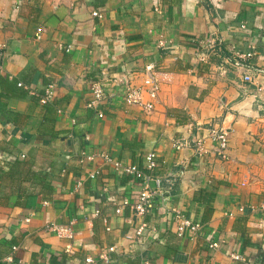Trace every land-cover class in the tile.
Wrapping results in <instances>:
<instances>
[{
    "label": "crops",
    "instance_id": "crops-1",
    "mask_svg": "<svg viewBox=\"0 0 264 264\" xmlns=\"http://www.w3.org/2000/svg\"><path fill=\"white\" fill-rule=\"evenodd\" d=\"M0 62L3 264H264V0H0ZM149 64L162 82L146 114L113 81L141 84ZM95 80L112 94L99 111ZM223 122L229 160L174 148ZM150 152L163 191L136 242L140 221L114 202H134L140 182L100 154L145 170ZM174 210L200 232L179 236ZM71 223L72 240L47 231Z\"/></svg>",
    "mask_w": 264,
    "mask_h": 264
},
{
    "label": "built area",
    "instance_id": "built-area-1",
    "mask_svg": "<svg viewBox=\"0 0 264 264\" xmlns=\"http://www.w3.org/2000/svg\"><path fill=\"white\" fill-rule=\"evenodd\" d=\"M60 0H55V7L59 4ZM94 15H99L97 12ZM39 37V36H38ZM203 43V42H202ZM162 46H165L164 42H161ZM203 46L206 51H215L217 48L216 42L209 38L204 43ZM69 50V48H67ZM253 53L250 54H240L239 57L244 59L251 57ZM203 59V58H202ZM238 64V63H236ZM3 67L0 62V72ZM142 75L141 84H136L132 80V76L118 78L115 77L114 83L123 88V97L125 102L130 106L141 107L146 114H151L154 109L156 102L159 98V93L161 90V78L162 74L153 64L146 65L144 69L140 72ZM246 81H252V78L245 76ZM22 86V84H19ZM91 95L92 98L87 103L89 109L99 111L102 105L107 104L112 97V94L107 91V84L105 81L95 80L91 83ZM55 95V86L49 84L42 95H39L41 103H47L53 99ZM100 117L103 116L101 112L98 113ZM232 134V127L226 126L223 122L222 124L214 123L210 128H208V133L203 134L197 132L195 135H191L190 139H177L174 140L173 146L176 150H181L183 148H193L195 153L199 156L213 155L219 159L227 161L230 159L229 156V143L230 136ZM100 157L108 164L112 165L116 171H119L125 175L132 176L138 182H140L141 188L138 191L137 199L134 202L130 200H124L123 202H114V211L116 214H122L126 206L130 207L132 215L138 219L139 225L136 227L134 234L131 236L133 240L138 242L143 236L147 224L144 222V217L155 207L158 198L162 197L163 191V180L155 174L157 168L156 153L150 152L145 156V170L139 168L135 165H124L119 161L114 160L108 154H100ZM95 158L93 155L82 154L80 157V162L92 161ZM99 171H95L89 175L90 179H94ZM168 181V180H167ZM175 219L178 222V234L183 236L186 231H189L193 235H197L202 225L198 222H193L192 220L185 218L181 215L178 210H174ZM99 212H96L98 215ZM29 219H27V222ZM72 224L69 225H55L49 224L47 226V231L55 233L60 238H68L72 240L74 238V231L72 229ZM110 229V228H108ZM211 247L216 248L218 244L213 242ZM15 248V247H14ZM115 251L114 247L108 249L109 253ZM65 252L73 253L72 245H66ZM235 261H239L242 258L239 255L232 256ZM9 260L12 258L9 257ZM101 259L104 261H109V255L103 254ZM87 264L94 263L92 258H87ZM0 264L3 262L0 260ZM39 264V263H36Z\"/></svg>",
    "mask_w": 264,
    "mask_h": 264
}]
</instances>
